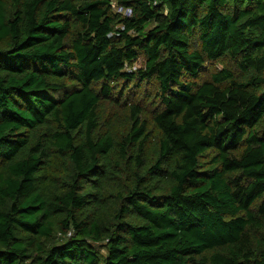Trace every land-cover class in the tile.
<instances>
[{
    "label": "trees",
    "instance_id": "trees-1",
    "mask_svg": "<svg viewBox=\"0 0 264 264\" xmlns=\"http://www.w3.org/2000/svg\"><path fill=\"white\" fill-rule=\"evenodd\" d=\"M0 264H264V0H0Z\"/></svg>",
    "mask_w": 264,
    "mask_h": 264
},
{
    "label": "built area",
    "instance_id": "built-area-1",
    "mask_svg": "<svg viewBox=\"0 0 264 264\" xmlns=\"http://www.w3.org/2000/svg\"><path fill=\"white\" fill-rule=\"evenodd\" d=\"M117 14L123 15L124 17H131L132 16V10L124 9L122 7L117 8ZM134 71L136 70V67L132 68Z\"/></svg>",
    "mask_w": 264,
    "mask_h": 264
},
{
    "label": "rangeland",
    "instance_id": "rangeland-1",
    "mask_svg": "<svg viewBox=\"0 0 264 264\" xmlns=\"http://www.w3.org/2000/svg\"><path fill=\"white\" fill-rule=\"evenodd\" d=\"M143 63H144V61H143V59H141L140 62H139L138 64H136L135 67H141V66H143ZM217 67H218V68H222L223 65L219 64V65H217Z\"/></svg>",
    "mask_w": 264,
    "mask_h": 264
}]
</instances>
